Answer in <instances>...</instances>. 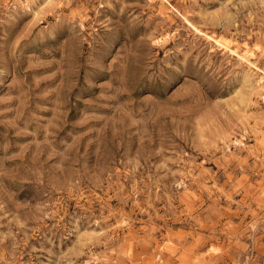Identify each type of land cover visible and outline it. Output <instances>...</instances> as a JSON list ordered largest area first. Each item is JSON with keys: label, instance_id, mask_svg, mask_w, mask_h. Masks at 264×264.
<instances>
[{"label": "rangeland", "instance_id": "374dc122", "mask_svg": "<svg viewBox=\"0 0 264 264\" xmlns=\"http://www.w3.org/2000/svg\"><path fill=\"white\" fill-rule=\"evenodd\" d=\"M0 264H264V0H0Z\"/></svg>", "mask_w": 264, "mask_h": 264}]
</instances>
